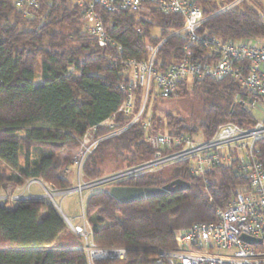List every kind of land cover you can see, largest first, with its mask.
Masks as SVG:
<instances>
[{"label": "trees", "instance_id": "obj_1", "mask_svg": "<svg viewBox=\"0 0 264 264\" xmlns=\"http://www.w3.org/2000/svg\"><path fill=\"white\" fill-rule=\"evenodd\" d=\"M248 2L221 11L223 2L199 0L208 17L200 32L234 40L264 39V11L258 7L261 3ZM138 15L131 10L105 11L103 18L126 54L147 56L135 31L140 24L153 43L169 36L159 49V69L179 61L187 37L171 34L183 27L184 16L156 8L140 21ZM154 28L158 29L156 36ZM126 80L122 63L109 58L106 49L84 29L82 8L76 0H41L29 16L16 7L15 0H0V193L11 195L32 179H42L58 189L72 188L69 175L86 133L90 131L99 138L126 126L133 118L121 111L128 88L119 86ZM134 92L137 108L142 88ZM190 94L202 103L197 116L168 112L162 118L146 104L145 115L151 112L153 129L210 137L223 123L251 126L258 121L247 103L251 92L229 77L186 81L181 85V96ZM112 118L114 125L106 123ZM257 146L264 164V138L257 141ZM107 148L123 165L103 174L99 157ZM152 156L146 132L136 122L101 140L84 160L81 172L85 180L93 181ZM209 176L206 186L200 178L191 176L188 162L179 161L115 183L155 187L178 178L188 180L191 188L177 195L175 201L156 197L121 203L111 195L110 186L92 190L83 204L92 242L98 247L128 248L122 258H97L93 264H153L157 252L150 249L176 248L178 229L197 221H216V205L227 204L235 189L247 180L233 165L218 166L209 171ZM209 194L213 202L208 200ZM84 246L83 238L46 199L20 200L13 207L0 202V264H90ZM252 246L264 250V242Z\"/></svg>", "mask_w": 264, "mask_h": 264}, {"label": "built area", "instance_id": "obj_2", "mask_svg": "<svg viewBox=\"0 0 264 264\" xmlns=\"http://www.w3.org/2000/svg\"><path fill=\"white\" fill-rule=\"evenodd\" d=\"M41 0H15V5L25 15H31ZM244 0H216L223 2L225 11ZM82 8L84 29L97 43L106 49L109 58L120 61L126 82L120 88H128L127 98L121 111L132 114L131 121L105 136L94 138L89 131L84 136L80 149L74 156V164L81 171L86 157L104 138L117 135L136 122H140L146 132V140L153 149V156L139 164L122 168L97 180L79 184L78 189L113 186L117 181L153 173L179 161L188 162L189 173L200 178L204 185L210 183L209 171L218 166L233 165L247 184L235 189L233 198L223 205H216V221H197L176 231V248H157L153 264H264V250H258L243 240L246 234L264 242V164L257 141L264 138V44L256 38L234 40L200 32L208 17L205 16L199 0H76ZM152 8L164 13H181L183 27L171 35L183 34L187 37L183 57L163 69L157 65L161 45L169 37L153 43L145 28L136 24L135 31L145 45L147 56L138 58L126 54L123 44L112 34L110 23L103 13L131 10L148 17ZM138 18V17H137ZM138 21L141 18L137 19ZM155 34V33H154ZM156 36L158 34H155ZM170 35V36H171ZM231 78L237 85L247 89L251 95L247 99L249 107L259 110L261 117L251 126H241L235 122L221 124L210 137L189 132H162L153 129L151 116L145 115L149 98L176 97L181 85L186 81ZM142 88V99L135 107V92ZM238 98V97H236ZM238 100V99H237ZM245 105V102L242 101ZM113 124V118L107 120ZM30 184L39 179L29 180ZM71 189V188H70ZM71 191V192H74ZM70 192V193H71ZM47 195H50L47 192ZM33 198H43L34 194ZM213 202V196L208 195ZM84 214V208H83ZM85 217V215H84ZM86 219V218H85ZM87 221V220H86ZM87 224L90 227L89 222ZM70 228L79 234L84 242L90 264L97 258L124 257L125 246L98 247L91 239V227L86 224H72ZM261 243V244H262ZM94 249L101 251L94 254Z\"/></svg>", "mask_w": 264, "mask_h": 264}, {"label": "rangeland", "instance_id": "obj_3", "mask_svg": "<svg viewBox=\"0 0 264 264\" xmlns=\"http://www.w3.org/2000/svg\"><path fill=\"white\" fill-rule=\"evenodd\" d=\"M257 1L261 3V6H258L260 10L264 11V0ZM255 2L256 0H249L248 3L254 4ZM140 16L141 15H138L137 19L141 18ZM157 30V28H154L152 29V32L156 33ZM256 41L258 43L264 44V39L259 38ZM147 104L152 112L162 118H164L168 112H173V114L182 117L189 115L197 116L201 114L203 109L202 103H200L196 95L190 94L188 96L182 97L181 92L176 97L163 98L159 99L158 101L151 96ZM254 113L258 118L261 117L259 110L254 109ZM149 115H151L150 111ZM75 150L76 149H74L73 152H75ZM99 160V165L103 174L119 169L123 165L122 161L114 156V153H112V149L110 148L104 149L101 152V157H99ZM69 177L74 183V186L71 189L55 188L42 179H39L38 182L31 184L29 183L30 181H28L25 185L21 186L11 195L4 192L0 193V202L5 203L7 207H13L17 201L33 198L34 194L40 195L47 201L56 204V208L64 213L70 219L72 224L83 226L86 224L87 229L90 230V227L87 224L83 214V204L87 195L92 190L103 189L106 188L107 185L98 186L96 188L87 187L83 188L82 190L78 189V191H74L79 188L80 183L84 184L85 182L89 181L84 179L82 172L76 165L74 166L73 172L69 175ZM47 192H49L50 195H47ZM179 194L180 193L169 194L161 196V198L162 200H166V197H170L172 201H175L177 198L176 196ZM150 250L156 252L157 248H151Z\"/></svg>", "mask_w": 264, "mask_h": 264}, {"label": "water", "instance_id": "obj_4", "mask_svg": "<svg viewBox=\"0 0 264 264\" xmlns=\"http://www.w3.org/2000/svg\"><path fill=\"white\" fill-rule=\"evenodd\" d=\"M191 188V183L188 180L178 178L168 182L162 186L155 187H132L124 185H113L110 188V193L121 203H130L139 200L161 197L169 194L182 193ZM56 206V204H54ZM65 222L71 226L70 219L59 209ZM244 241L250 244H261L262 239L243 234ZM157 251V250H156Z\"/></svg>", "mask_w": 264, "mask_h": 264}, {"label": "bare ground", "instance_id": "obj_5", "mask_svg": "<svg viewBox=\"0 0 264 264\" xmlns=\"http://www.w3.org/2000/svg\"><path fill=\"white\" fill-rule=\"evenodd\" d=\"M101 251L94 249V254H100Z\"/></svg>", "mask_w": 264, "mask_h": 264}, {"label": "crops", "instance_id": "obj_6", "mask_svg": "<svg viewBox=\"0 0 264 264\" xmlns=\"http://www.w3.org/2000/svg\"><path fill=\"white\" fill-rule=\"evenodd\" d=\"M19 188H20V187H18L17 189H19ZM17 189H16V190H17ZM15 192H16V191H15Z\"/></svg>", "mask_w": 264, "mask_h": 264}]
</instances>
